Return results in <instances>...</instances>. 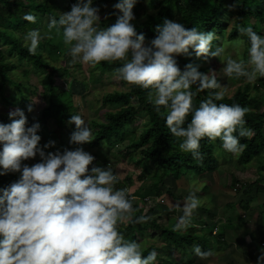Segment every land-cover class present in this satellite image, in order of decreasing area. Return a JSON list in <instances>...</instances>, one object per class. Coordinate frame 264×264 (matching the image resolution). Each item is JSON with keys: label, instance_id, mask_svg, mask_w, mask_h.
<instances>
[{"label": "clouds", "instance_id": "clouds-1", "mask_svg": "<svg viewBox=\"0 0 264 264\" xmlns=\"http://www.w3.org/2000/svg\"><path fill=\"white\" fill-rule=\"evenodd\" d=\"M136 3L119 0L113 8L122 15L114 25L101 28L99 7L93 6V0H77L69 12L49 17L48 28L62 34L72 63L95 69L101 62L122 61L116 70L118 78L150 90L149 102L164 116L170 134L182 141V152L202 160L200 141L207 138L219 139L226 152L239 156L246 147L240 138L253 135L244 127L249 110L238 104L216 103L226 94L216 73L204 74L192 63L181 71L175 58L189 55L190 49L197 58H221L222 46L211 51L217 35L195 27L186 29L165 18L156 26L158 35L146 44L144 34H138L132 23ZM23 19L36 23L30 13ZM239 33L248 38V60L229 56L222 71L229 78L243 77L254 83L264 78V36L252 27H241ZM43 38L39 29L27 31L24 40L29 54L37 53ZM193 86L198 92L208 90L198 107L193 104ZM8 115L11 122L0 123V176L20 175L0 188V264H156L155 249L145 256L139 243L119 231L121 224H143L151 217L140 215L133 221L135 197H130L127 189L116 188L118 176L111 168H89L95 157L82 146L93 141V130L82 116L71 115L68 121L75 125L70 143L78 147L53 153L46 150L56 142L41 145L38 122L28 126L25 112L19 108ZM37 155L40 162L25 163ZM199 207L200 200L191 191L172 230L187 231ZM176 208L180 209L179 204ZM192 251L200 259L212 255L199 245ZM256 264H264V249Z\"/></svg>", "mask_w": 264, "mask_h": 264}, {"label": "trees", "instance_id": "trees-1", "mask_svg": "<svg viewBox=\"0 0 264 264\" xmlns=\"http://www.w3.org/2000/svg\"><path fill=\"white\" fill-rule=\"evenodd\" d=\"M119 2V0H111ZM57 0H0V100L7 103L5 98V90L7 86H18L12 81L7 72L15 70V66L7 63L5 56L1 50L2 46H10L11 52L16 53L21 60H26L35 69L46 72L50 88L52 99L50 101L49 108L45 109L40 118V124L46 127L48 121L56 119L58 122V130L60 136L64 132L65 127L75 126L69 124L68 121L71 115H77L74 113V107L57 103L55 101L56 87L55 76L57 71L51 68L50 63L47 62L44 56L40 53V48L37 49L35 55H31L28 52V46L24 45L23 38L27 31L31 29H41L40 19L49 17H56L58 15L54 12L56 9ZM232 2L235 4V9L238 14L236 27L232 31L230 38L236 39L240 33L241 27H252L258 34L263 35L262 27L264 28V0H150L149 6L155 11V15H150L147 20L138 26H135L138 34H144L146 44L150 43L152 39L158 35L155 31L156 26L163 23L165 18L173 20L176 15H179V23L183 24L186 29L193 27L197 28L201 32H214L218 35L219 40L216 39L213 42L211 51L220 45L221 40L224 38L225 24L228 21L227 4ZM33 14L36 17V23H30L23 19L25 14ZM258 21V25L253 23V20ZM112 26V25H110ZM104 22L101 28L110 27ZM245 40L249 46L248 38ZM55 43L49 41L45 42V45L50 47L51 52H57L64 48L63 41L57 40ZM189 55H180L175 57L177 64L181 71L184 70L185 65L192 63L198 65V70L204 74H208L207 68L203 67L204 63L208 61L211 56L207 58H197L194 51L189 50ZM122 61L116 62H101L100 68L104 71H112L118 77L117 69L122 65ZM219 82V80H218ZM256 93L252 96L251 91ZM150 90H145L136 85H130L128 92H116L109 94L103 98L105 105L118 108L116 112L107 114V120L104 123L99 124L98 131L92 143L91 148L96 149L101 144L108 146H114L117 142H122L127 138L126 129L136 124L141 115H147L149 118V128L145 131L139 140L133 142L130 146H127L124 153V158L133 160L134 151H141L142 158L137 163L143 168V176L150 172L151 165L158 168L155 178V183L148 187L143 193L141 191L129 193L130 197H135L133 200V206L137 209L134 214L135 217L140 215H147L151 219L143 224L129 222L127 224H121L119 231L123 233L126 239L136 241L138 243L139 238H145L147 231L149 235L158 236L163 241L170 251V254L175 251L186 252L188 248H192L194 245H199L202 251H211L210 238L208 235L199 236L195 233V228H188V233L173 231V227H169L162 219H154V216L158 214V205L150 207V210H146V207L152 206L150 203L145 202L146 198H162V188L165 187L167 181H171L175 184L177 181L184 179L188 181V173H193L199 176L212 175L220 170V163L215 155V148L218 145L222 148V142L217 139L216 141H210L204 138L200 141V153L203 157L202 160L194 159L190 153L182 152L179 148V144L182 142L179 138L172 136L166 126L165 118L163 115L158 114L153 107V104L148 100V93ZM192 91L195 94L193 98V104L198 107L200 102L204 100L208 95V90L198 92L196 86H193ZM216 103H225L228 105L238 104L241 107H246L249 111L245 116L246 124L244 127L250 129L253 135L240 138V142L244 144L245 150L241 153V161L243 165H249L254 159L260 158L264 152V78H260L259 82L255 86L247 85L246 87L239 89L232 98H225ZM65 108L67 115L57 117L51 115V110L56 108ZM163 108L161 112H163ZM191 116L186 120L190 122ZM9 115H5L0 112V123H10ZM235 134V133H234ZM62 140V139H61ZM59 140V147H65L66 144ZM91 155L94 156L93 153ZM95 157V156H94ZM108 162L103 161L99 167L105 168ZM20 174L13 173L5 176H0V188H5L11 183L15 182L19 178ZM142 179V178H141ZM144 180V179H142ZM132 185V179L120 181L116 184L118 189H129ZM235 187L239 192L243 189L244 185ZM259 193H264V188L260 186V182L255 184ZM246 190L245 193H247ZM141 195V196H140ZM153 203V202H151ZM244 212L249 210V206H244ZM169 218H166L168 220ZM148 234V233H147ZM213 235V232H212ZM211 235V236H212ZM217 236V235H216ZM220 246L225 245L224 235L221 234L216 237ZM160 251V249H155ZM175 250V251H174ZM148 250H142L143 255H147ZM172 259L173 256L170 255ZM196 259L199 257L190 258L188 264H196ZM160 257L157 256V264H172L174 260L169 262H162ZM205 263L206 259H200ZM164 261V260H163ZM167 261V260H165Z\"/></svg>", "mask_w": 264, "mask_h": 264}, {"label": "rangeland", "instance_id": "rangeland-1", "mask_svg": "<svg viewBox=\"0 0 264 264\" xmlns=\"http://www.w3.org/2000/svg\"><path fill=\"white\" fill-rule=\"evenodd\" d=\"M149 2L150 0H137V3L133 8L136 17V19L132 21L134 26H138L145 22L148 16L155 15V11L150 8ZM75 3H77V0H57V6L54 12L59 17L60 14L69 12L71 6ZM116 3L117 2L111 0H93V6L99 7L100 9V27L104 22H106L107 26L114 25L118 16L122 15L119 10L113 8V5ZM226 8L229 10V13L227 15L228 21L225 24L224 38L220 39V45L217 46H222L225 51L221 58L211 56V58L204 63L203 67L207 68L209 72L216 73L217 80H219L223 90H225V96L232 98L239 89H242L247 85H251L252 87L257 85L260 78L254 83H249L246 82L243 77L239 79L229 78L225 76L222 71L225 67L224 61L229 56L233 59H243L244 61H247V50L249 47L245 37L241 34L236 39L230 38L232 31L236 27L238 14L234 3L229 2ZM179 17V15H176L172 21L178 22ZM40 20V32L44 37L40 42V53L44 56L45 60L50 63L51 68L57 71V75L55 76V87L57 91L56 96H54L55 101L59 103V105L62 103L74 107L75 109L73 112L77 115H81L93 130L94 140L98 131L97 126L106 122L108 113L119 110L118 108L105 105L103 98L116 92H128L131 84L119 79L112 71L102 70L100 65L93 69L78 62L72 63L71 57L68 55V48L65 45L64 48L59 50V52H61L60 54H58V51L51 52L50 47L46 46L45 42L48 43L49 41H52L55 43L57 37H59L57 40L63 41L62 34H57L55 29L49 30L48 18ZM253 23L258 25V21L255 19L253 20ZM262 30L264 35L263 27ZM217 39L219 40L218 35ZM22 40L24 45L28 46V43L24 38ZM10 49V46L1 47L6 62L15 66V70H10L7 72V75L18 86L10 85L6 87L5 98L8 102L5 103L6 101L3 102L0 100V112L8 115L10 111L19 108L25 112L28 126L37 122L40 124V118L45 109L49 108L52 99L48 76L46 72L35 69L26 60L19 59L18 55L11 52ZM251 93L252 96L256 95L253 90ZM29 106L32 107L31 112L28 111ZM65 108L68 109L69 106H65ZM65 108H59L57 106L51 110L50 114L59 118L66 116L68 112H66ZM71 127H65L64 132L60 136L56 119L48 121L46 127H43L40 124L38 135L42 137L41 145L47 143L49 140L55 141V147L46 150L53 153L57 150L63 152L65 149H75L78 145L70 143V136L75 130V126H73V128ZM148 128V116L141 115L134 126L126 129L127 138L124 141L117 142L111 147L106 144H101L96 149L91 148L90 144L92 142L84 144L82 146L84 150L90 154L93 153L95 156L93 165H90L89 168L100 166V164L106 160L108 163L105 165V168H111L120 181L126 180L127 178L132 179V185L128 187V193L137 192L138 190L141 191L140 193H143L148 187L155 183V178H153V176L159 172L158 168L151 165L149 168L150 172L145 174V178L142 174V166L134 163L141 160V151H134L132 155L133 162L132 159H125L124 153L126 152V147L139 140ZM59 140L63 141L66 146L60 148ZM214 151L220 163V170L210 176H199L193 173H188L187 179L189 182L184 179L177 181L175 184L171 181H167L165 184L166 186L162 188V199L165 200V204H157L159 209L158 214L154 216V219L165 218L162 219L163 222L168 224L169 227H173L178 218L183 214L182 207L185 197H187L185 195L194 189L198 190L200 193L194 191L200 200V207L193 214L192 226L198 224L199 226H196L198 230L195 229L198 232H196V234L199 236L208 234L211 246L215 251L219 252L218 255H215L214 257L211 255L206 259L205 263L200 259H196V264H239L238 262L233 261L231 251L226 249L230 243L227 242V244L220 246L217 239L211 236L214 223L212 220H209L208 216L205 217L206 213H201L202 211L204 212L202 206L204 207L206 204L204 207L206 210L212 209V212L214 211L216 213V209L218 210L219 208L218 205L230 204L231 208L229 209V212L228 210L223 209L225 214L221 216V219L231 216L234 220L230 221L234 225H241L243 220L241 218L242 212L239 203L242 201L245 202V200H247L246 196H248L251 206L250 208L252 209V214L250 215L251 217L257 216L258 219L255 217L256 220L261 223L264 228V193H259L257 187H255V184L260 182V186L264 188V152L260 158L254 159L249 165H243L241 154L239 156H234L233 154L226 152L223 148H219L218 145ZM37 162H40V157L38 155L35 159L25 161L29 166ZM237 184L245 186L238 193L234 190ZM202 189L205 191H202ZM246 190H248L247 193H245ZM174 198L180 203V209L176 210L177 215H175V217L172 214V218L168 216L167 213L169 212V209L170 211L173 210ZM178 202L176 204H178ZM169 204L172 205L169 206ZM150 205L152 206L146 207V210H150V207L156 206L154 202L150 203ZM221 211L222 209L219 212ZM166 218L169 219L166 220ZM222 225V222H219L218 229L221 231ZM147 233L145 238L138 239L141 249H160V251H156L158 252L160 260H164H162V262L174 260L173 262L175 263L172 264H188L190 258L197 257L192 251L193 248H188L186 252L174 250L175 253L170 254L168 246L161 241L158 236H153L152 234L149 235L148 231ZM186 233H188V230L183 232V234ZM262 242H264V240ZM210 249L212 250V248ZM170 255L173 256L172 259H170Z\"/></svg>", "mask_w": 264, "mask_h": 264}, {"label": "crops", "instance_id": "crops-1", "mask_svg": "<svg viewBox=\"0 0 264 264\" xmlns=\"http://www.w3.org/2000/svg\"><path fill=\"white\" fill-rule=\"evenodd\" d=\"M213 175V174H212ZM210 176V175H208ZM189 182V181H188ZM237 186V185H236ZM195 191L199 192L198 190L194 189ZM192 190V191H194ZM235 190V188H234ZM202 191H205L204 189H202ZM190 192L187 193L188 196ZM196 193V192H195ZM200 193V192H199ZM196 196L198 197V195L196 194ZM245 196V195H243ZM247 197V200L242 201L239 203V207L241 209V218L243 220V223L241 225H234L231 221L234 220V218H232L231 216H227L224 219H221V216H223L224 210H228L231 208L230 204H225V205H218V210L216 209V213L211 210H206V208H204L206 206V204L204 205V207L202 206V209L204 210V212L202 211L201 213L205 214V217L208 216L209 220H212L214 223V227L213 230L219 226V222H222V231L219 230L217 236L223 234L224 235V242L225 244L230 243V245L228 247H226L227 250L231 251L232 253V259L233 261L238 262L239 264H256L257 261V257L261 254V249H264V242H262L264 240V228L263 225H261V223H259L255 217H251L250 214H252V209L250 208V201L248 200L249 197ZM200 198V197H199ZM174 201V205H173V210L170 211V209L168 208L169 206H171L172 204H169V206L167 207L169 209V212L167 213L168 216L172 217V214L177 215V208H176V203L178 202L176 198L173 199ZM178 204L180 205V203L178 202ZM248 205L249 206V210L245 213L244 212V206ZM201 209V210H202ZM222 209L221 212H219ZM224 209V210H223ZM179 210V209H178ZM215 213V214H214ZM173 218V217H172ZM258 219V217H257ZM231 220V221H230ZM226 221V222H225ZM264 223V222H263ZM194 225V226H190V227H194L195 229L198 230V228ZM205 226V225H204ZM204 228V227H203ZM220 228V227H219ZM197 230H195V233L197 232ZM198 233V232H197ZM208 235V234H206ZM217 236H213L212 237H217ZM212 248L211 252L213 257L215 255H218L219 251H215L214 248L211 246ZM193 248V247H192ZM231 249V250H230ZM225 250V249H224Z\"/></svg>", "mask_w": 264, "mask_h": 264}, {"label": "built area", "instance_id": "built-area-1", "mask_svg": "<svg viewBox=\"0 0 264 264\" xmlns=\"http://www.w3.org/2000/svg\"><path fill=\"white\" fill-rule=\"evenodd\" d=\"M235 191H236V189H235ZM145 202H148V203L155 202L156 204H159V205L165 204V200L162 198H146ZM218 231H219L218 227H216L213 231V235L216 236L218 234Z\"/></svg>", "mask_w": 264, "mask_h": 264}]
</instances>
